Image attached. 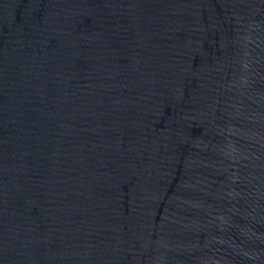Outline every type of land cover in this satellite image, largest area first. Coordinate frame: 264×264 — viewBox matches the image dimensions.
<instances>
[{
	"label": "water",
	"instance_id": "water-1",
	"mask_svg": "<svg viewBox=\"0 0 264 264\" xmlns=\"http://www.w3.org/2000/svg\"><path fill=\"white\" fill-rule=\"evenodd\" d=\"M0 264H264V0H0Z\"/></svg>",
	"mask_w": 264,
	"mask_h": 264
}]
</instances>
